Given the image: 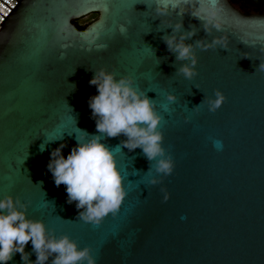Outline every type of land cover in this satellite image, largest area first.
<instances>
[{"label": "water", "instance_id": "95a60500", "mask_svg": "<svg viewBox=\"0 0 264 264\" xmlns=\"http://www.w3.org/2000/svg\"><path fill=\"white\" fill-rule=\"evenodd\" d=\"M160 2L188 9L217 3L221 9L223 31L211 35L190 11L182 17L185 31L199 29L186 43L221 35L230 40L228 49L195 50L198 75L192 80L175 74L184 62H176L161 39L172 33L169 22L181 19L179 9L156 17V0H20L4 16L0 198L28 203L29 218L43 220L57 237L67 234L80 248L91 247L97 264H264V72H255L264 61V14H244L230 0ZM92 13L99 18L86 28L73 23ZM101 68L117 79L132 75L156 100L164 116L163 146L175 168L153 186L148 180L155 173L147 172L141 149L116 150L128 195L116 216L93 226L76 219L75 203H67L65 186L55 185L47 164L61 143L67 157L81 130L96 134L88 100L98 93L89 81ZM216 89L226 96L216 112L206 103L194 107ZM168 93L177 96L171 113L160 108ZM123 139L104 142L114 148ZM212 140L222 144L214 147ZM162 187L170 193L167 202ZM25 252L35 261L31 242ZM8 264H23L20 254Z\"/></svg>", "mask_w": 264, "mask_h": 264}, {"label": "clouds", "instance_id": "9594fccd", "mask_svg": "<svg viewBox=\"0 0 264 264\" xmlns=\"http://www.w3.org/2000/svg\"><path fill=\"white\" fill-rule=\"evenodd\" d=\"M187 4L190 3L185 0V5ZM155 5L156 17L160 18L170 17L179 9L176 14L181 19L175 23L169 22L172 33L161 37L168 51L175 55L176 62H184L176 68L175 74L182 75L187 80H192L198 75V56L195 51L197 48L202 51L218 47L228 49L230 40L227 35L215 36L211 41L205 38L186 43L199 31L195 26H190L189 31L184 30L182 17L189 11L194 18L202 22V28L207 35H211L213 30L223 31L221 9L217 7V3L201 4L191 9L181 7L179 3H161L160 0H156ZM104 11H108L107 5L104 6ZM126 31V27L120 25V33L124 34ZM152 51L155 55L154 50ZM243 57L251 58L246 53ZM74 72L75 70L70 75ZM255 72H264V61L259 63ZM89 84L95 86L98 93L88 100L96 134L81 130L83 135L76 137V146L67 157L62 153L66 144L61 143L51 151L47 170L57 187L65 186L67 203H75L78 211L76 219L99 226L110 214L117 215L128 195L125 177L118 166L116 150L122 151L126 148L133 152L137 148L141 149L143 156L149 161L147 172L151 174L154 170L155 173L148 180V184L153 186L163 184L164 178L173 173L175 161L163 146L164 134L160 130V124L164 116L158 111L156 100L150 99L147 92L136 86L132 75L117 79L115 72L101 68L94 71ZM71 85V92L75 91L76 85ZM225 100L224 93L216 89L214 97L204 96L201 103L194 107L199 109L201 104L206 103L208 111L214 113ZM166 101L160 108L165 113L175 111L171 105L176 103L177 96L168 93ZM184 121L189 123L191 117L185 116ZM120 136L126 139L121 140L114 148L104 142L108 138ZM54 141L56 140L48 142ZM212 143L214 147L222 144L216 140H212ZM43 149L44 145H41V150ZM161 192L163 201L167 202L170 198L167 188L162 187ZM28 207V203L11 195L0 198V264H8L16 253L20 254L23 264H48L50 258V264H97L91 247L80 248L67 234L57 237L54 232L49 231L43 220L28 217ZM29 242L32 245V253L36 256L35 261L30 260L31 253L25 252Z\"/></svg>", "mask_w": 264, "mask_h": 264}, {"label": "trees", "instance_id": "16d2710c", "mask_svg": "<svg viewBox=\"0 0 264 264\" xmlns=\"http://www.w3.org/2000/svg\"><path fill=\"white\" fill-rule=\"evenodd\" d=\"M230 2L236 7H238L244 14H264V0H230ZM87 16L91 17L86 20H84L85 17L73 20V23L79 29H84L99 18L98 13H92Z\"/></svg>", "mask_w": 264, "mask_h": 264}, {"label": "built area", "instance_id": "2783aa9c", "mask_svg": "<svg viewBox=\"0 0 264 264\" xmlns=\"http://www.w3.org/2000/svg\"><path fill=\"white\" fill-rule=\"evenodd\" d=\"M18 1H20V0H0V23L11 12V10L16 6ZM1 27H2V25L0 24V28Z\"/></svg>", "mask_w": 264, "mask_h": 264}, {"label": "rangeland", "instance_id": "374dc122", "mask_svg": "<svg viewBox=\"0 0 264 264\" xmlns=\"http://www.w3.org/2000/svg\"><path fill=\"white\" fill-rule=\"evenodd\" d=\"M91 16H86L85 18H84V20H86V19H88V18H90Z\"/></svg>", "mask_w": 264, "mask_h": 264}]
</instances>
